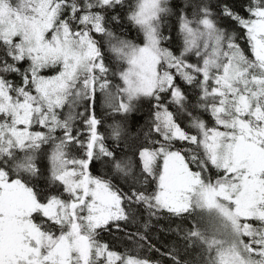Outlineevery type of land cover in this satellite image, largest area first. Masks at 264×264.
I'll return each mask as SVG.
<instances>
[{
  "label": "snow or ice",
  "instance_id": "snow-or-ice-1",
  "mask_svg": "<svg viewBox=\"0 0 264 264\" xmlns=\"http://www.w3.org/2000/svg\"><path fill=\"white\" fill-rule=\"evenodd\" d=\"M0 264H264V0H0Z\"/></svg>",
  "mask_w": 264,
  "mask_h": 264
},
{
  "label": "trees",
  "instance_id": "trees-1",
  "mask_svg": "<svg viewBox=\"0 0 264 264\" xmlns=\"http://www.w3.org/2000/svg\"><path fill=\"white\" fill-rule=\"evenodd\" d=\"M132 36H135V29H132ZM153 239L154 240H158L159 242L163 243L164 241H169V242H174V238L171 237L169 234L167 233H163V232H158L156 234H154L153 236ZM126 248H129V250L131 251L132 250V246H131V242H125V241H120L118 244H117V249L121 252H123ZM196 249H193L191 250V256L189 258H194L195 255H196ZM140 254V255H145L146 254V250L144 249H135L134 253L133 254ZM149 255H153V254H150V253H147ZM153 258L155 259H159L158 256H153Z\"/></svg>",
  "mask_w": 264,
  "mask_h": 264
},
{
  "label": "rangeland",
  "instance_id": "rangeland-1",
  "mask_svg": "<svg viewBox=\"0 0 264 264\" xmlns=\"http://www.w3.org/2000/svg\"><path fill=\"white\" fill-rule=\"evenodd\" d=\"M205 226H207V225H205Z\"/></svg>",
  "mask_w": 264,
  "mask_h": 264
}]
</instances>
